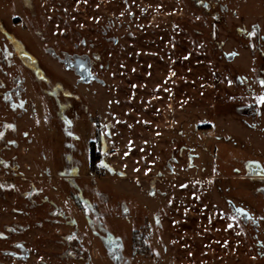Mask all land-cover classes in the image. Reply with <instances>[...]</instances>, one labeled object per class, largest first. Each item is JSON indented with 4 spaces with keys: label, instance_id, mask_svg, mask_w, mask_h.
<instances>
[{
    "label": "rangeland",
    "instance_id": "obj_1",
    "mask_svg": "<svg viewBox=\"0 0 264 264\" xmlns=\"http://www.w3.org/2000/svg\"><path fill=\"white\" fill-rule=\"evenodd\" d=\"M113 3L137 17L113 59L100 49L104 86L37 47L36 68L3 61L22 27L13 7L0 19V264H77V247L93 264H264V0Z\"/></svg>",
    "mask_w": 264,
    "mask_h": 264
},
{
    "label": "flooded vegetation",
    "instance_id": "obj_2",
    "mask_svg": "<svg viewBox=\"0 0 264 264\" xmlns=\"http://www.w3.org/2000/svg\"><path fill=\"white\" fill-rule=\"evenodd\" d=\"M80 1L82 0H0V19L10 14L9 7H13L15 9L14 25L22 27V31L8 35L15 53L9 52L5 45L3 61L12 64L14 63L12 60H16L23 65L36 68L37 54L33 49L37 47L39 51L44 50L43 56L60 62L67 71L72 72L79 84L104 86L105 82L102 83V76L96 70V66L103 60L100 49L101 47L108 49L110 60L113 59L116 48L122 41L125 38H133L132 26L137 15L134 11H131L129 15H123L128 21L116 17L113 13L115 10L113 2L116 0H103V4H100L99 0H93L85 6L79 4ZM123 1L125 5H128V0ZM130 8L135 9L136 5L131 3ZM75 9L79 10V13L77 12L78 17L81 18L79 23L76 21ZM67 26L70 28L66 31ZM68 35H70L69 40L66 41ZM109 69L110 61H107L105 70ZM85 70H89L90 74H86ZM20 78L19 75L15 77L16 85L3 94V101H8L11 107L22 106L20 101L24 88L21 82H25V78ZM83 79H89V83H83ZM12 128L15 130L14 125ZM105 135L108 138L111 137V129H108V125H106ZM105 135L97 133L91 154L99 153L100 149L102 153L107 150ZM24 136L26 137V133H23ZM237 214L245 221L244 211L238 209ZM15 248L19 253H10L14 258L19 261L29 260L30 252L26 250L23 243H15ZM67 255L76 259L77 264H93L90 254H85L82 247H77L75 254L68 252Z\"/></svg>",
    "mask_w": 264,
    "mask_h": 264
},
{
    "label": "water",
    "instance_id": "obj_3",
    "mask_svg": "<svg viewBox=\"0 0 264 264\" xmlns=\"http://www.w3.org/2000/svg\"><path fill=\"white\" fill-rule=\"evenodd\" d=\"M230 59L233 60L234 59V56H232ZM85 73L86 74H90V71L89 70H85ZM82 82L83 83H89V79H83ZM102 83H104V81H102ZM108 129L110 130V126L108 127ZM119 176L123 177V176H125V174L124 173H119ZM156 184H157V181L156 180H154V181L151 182L150 194L152 196H155L156 194L162 195L164 197L167 196L166 193H164L160 189H157L156 188ZM244 216H245V221H247V219L249 218L250 215L247 212H244ZM154 219H155V222H156V226L157 227H162V223H161V220H160V214L155 215V218ZM25 258H27V256Z\"/></svg>",
    "mask_w": 264,
    "mask_h": 264
},
{
    "label": "trees",
    "instance_id": "obj_4",
    "mask_svg": "<svg viewBox=\"0 0 264 264\" xmlns=\"http://www.w3.org/2000/svg\"><path fill=\"white\" fill-rule=\"evenodd\" d=\"M102 155L103 154L99 153V155L96 156L95 152L92 153V156H91V166H92V168H94L99 162L102 161V159H101Z\"/></svg>",
    "mask_w": 264,
    "mask_h": 264
},
{
    "label": "snow or ice",
    "instance_id": "obj_5",
    "mask_svg": "<svg viewBox=\"0 0 264 264\" xmlns=\"http://www.w3.org/2000/svg\"><path fill=\"white\" fill-rule=\"evenodd\" d=\"M261 102L264 103V98H261Z\"/></svg>",
    "mask_w": 264,
    "mask_h": 264
}]
</instances>
